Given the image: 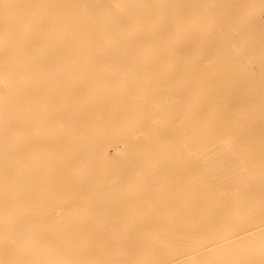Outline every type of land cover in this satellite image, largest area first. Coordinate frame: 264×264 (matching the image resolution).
Masks as SVG:
<instances>
[{
	"label": "bare ground",
	"instance_id": "bare-ground-1",
	"mask_svg": "<svg viewBox=\"0 0 264 264\" xmlns=\"http://www.w3.org/2000/svg\"><path fill=\"white\" fill-rule=\"evenodd\" d=\"M0 264H264V0H0Z\"/></svg>",
	"mask_w": 264,
	"mask_h": 264
}]
</instances>
